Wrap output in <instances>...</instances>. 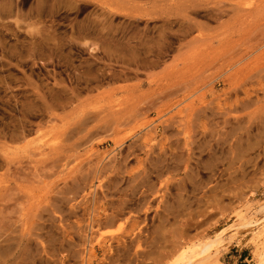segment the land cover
Wrapping results in <instances>:
<instances>
[{
    "label": "rangeland",
    "instance_id": "rangeland-1",
    "mask_svg": "<svg viewBox=\"0 0 264 264\" xmlns=\"http://www.w3.org/2000/svg\"><path fill=\"white\" fill-rule=\"evenodd\" d=\"M87 1L0 10V264H254L264 0ZM111 10L158 18L157 68L103 52Z\"/></svg>",
    "mask_w": 264,
    "mask_h": 264
},
{
    "label": "bare ground",
    "instance_id": "bare-ground-1",
    "mask_svg": "<svg viewBox=\"0 0 264 264\" xmlns=\"http://www.w3.org/2000/svg\"><path fill=\"white\" fill-rule=\"evenodd\" d=\"M63 4H69L71 7L77 10L86 11L88 6L93 5L92 2L87 0H11L3 4V1L0 2V10L4 15L5 12L3 9L7 8L8 13H12L13 10H18L27 7L28 11L25 14H14L16 18H25L30 19L33 13L35 15H40L45 11H53L58 6ZM90 4V5H89ZM96 5V4H95ZM99 6V5H98ZM197 6H193L192 9L195 11ZM34 15V14H33ZM92 12L87 14V18L94 17ZM110 19L106 21L107 28H110L109 32L106 35V47L103 49V52L112 59H117L119 61H127V63L135 64V70L141 69H155L159 66L161 58L168 54L171 50V45L167 43L168 33L165 30H160L157 39L152 38L153 33H150L148 30L140 31L138 29L131 31L132 34H129V29L132 26L138 28L141 21H152L158 19L151 15H130V14H120L117 11H109ZM115 16H121L124 18L122 22L114 23ZM172 16L163 18L162 28H171L174 21L171 19ZM17 21V20H16ZM91 22H94L90 19ZM18 24V23H17ZM30 33L32 35L38 36L41 34L40 25L35 21L29 22ZM192 26L195 24L192 23ZM118 28H124L121 34L118 36ZM147 28V27H144ZM191 28V27H190ZM34 38H37L35 37ZM141 66V67H140ZM263 235H260L259 238H262ZM214 246L212 243L205 244L201 253L205 254ZM254 264H264V241L261 245V253Z\"/></svg>",
    "mask_w": 264,
    "mask_h": 264
}]
</instances>
